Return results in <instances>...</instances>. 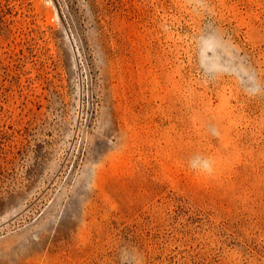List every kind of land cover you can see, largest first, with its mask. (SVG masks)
<instances>
[{
	"label": "rangeland",
	"instance_id": "obj_1",
	"mask_svg": "<svg viewBox=\"0 0 264 264\" xmlns=\"http://www.w3.org/2000/svg\"><path fill=\"white\" fill-rule=\"evenodd\" d=\"M0 264H264V0H0Z\"/></svg>",
	"mask_w": 264,
	"mask_h": 264
}]
</instances>
